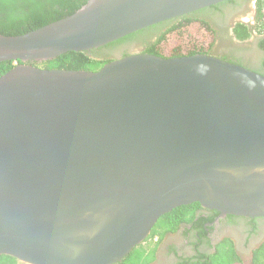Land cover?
Instances as JSON below:
<instances>
[{"label":"water","instance_id":"water-1","mask_svg":"<svg viewBox=\"0 0 264 264\" xmlns=\"http://www.w3.org/2000/svg\"><path fill=\"white\" fill-rule=\"evenodd\" d=\"M225 1L90 0L0 33V64L15 65L0 77V257L119 264L184 206L264 217V76L208 55L32 65Z\"/></svg>","mask_w":264,"mask_h":264},{"label":"trees","instance_id":"trees-1","mask_svg":"<svg viewBox=\"0 0 264 264\" xmlns=\"http://www.w3.org/2000/svg\"><path fill=\"white\" fill-rule=\"evenodd\" d=\"M90 0H0V33L4 36H22L41 29L57 21L68 18L81 10ZM228 0L226 3H228ZM218 9V6L211 7ZM211 9H204L187 16L173 19L127 36L100 50L84 53H68L55 60L33 63L32 65L50 70L98 72L106 64L115 60L98 61L97 58L106 50L143 42L145 51L161 58H183L195 55L213 56L217 34L211 23L205 18ZM264 35V0L257 2V14L254 26L237 24L233 30L239 41H246L252 33ZM264 46V42L262 43ZM125 57H128L126 55ZM124 57V58H125ZM11 62L0 64V77L12 70ZM202 209L199 204L184 206L160 218L149 240L155 237L159 242L166 233H175L181 224H193L195 213ZM144 243V244H145ZM156 248L144 245L137 247L119 264H150L154 261ZM263 255L256 256V264H264ZM237 257L232 251H222L212 256L208 262L195 264H237ZM0 264H17V260L8 256L0 257Z\"/></svg>","mask_w":264,"mask_h":264},{"label":"flooded vegetation","instance_id":"flooded-vegetation-1","mask_svg":"<svg viewBox=\"0 0 264 264\" xmlns=\"http://www.w3.org/2000/svg\"><path fill=\"white\" fill-rule=\"evenodd\" d=\"M227 1L216 5L218 9L210 7V14L205 17L217 34L214 49L219 45L221 48L219 52L214 51L213 56L264 76V35L253 32L248 40L239 41L233 33L239 23L254 26L258 0ZM136 43L115 49L112 60L142 54L145 48L136 50L133 46ZM195 217L193 224H181L175 233H166L160 244H157L158 237L143 244L149 249L156 248L155 259L150 264L204 263L210 261L220 248L222 251L232 249L237 264H256V256H264V217L223 216L203 208L195 213Z\"/></svg>","mask_w":264,"mask_h":264},{"label":"rangeland","instance_id":"rangeland-1","mask_svg":"<svg viewBox=\"0 0 264 264\" xmlns=\"http://www.w3.org/2000/svg\"><path fill=\"white\" fill-rule=\"evenodd\" d=\"M133 46H134V48L136 50H141V49L143 50L145 48V44L144 43H136ZM219 50H221L220 45L217 48L214 49L215 52H219ZM114 51H116V50L115 49H113V50L111 49V50L103 51V53L99 57L101 59H103V60H112L114 58V53H115ZM19 264H23V263H19Z\"/></svg>","mask_w":264,"mask_h":264}]
</instances>
